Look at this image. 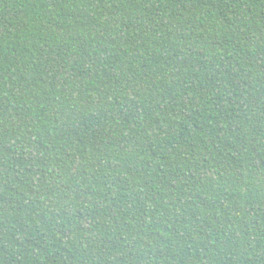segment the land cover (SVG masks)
Listing matches in <instances>:
<instances>
[{
	"label": "trees",
	"instance_id": "16d2710c",
	"mask_svg": "<svg viewBox=\"0 0 264 264\" xmlns=\"http://www.w3.org/2000/svg\"><path fill=\"white\" fill-rule=\"evenodd\" d=\"M0 264H264V0H0Z\"/></svg>",
	"mask_w": 264,
	"mask_h": 264
}]
</instances>
